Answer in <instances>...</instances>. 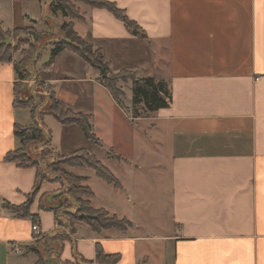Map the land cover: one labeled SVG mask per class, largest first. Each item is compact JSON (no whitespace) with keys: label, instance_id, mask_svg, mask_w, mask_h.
Masks as SVG:
<instances>
[{"label":"crops","instance_id":"crops-1","mask_svg":"<svg viewBox=\"0 0 264 264\" xmlns=\"http://www.w3.org/2000/svg\"><path fill=\"white\" fill-rule=\"evenodd\" d=\"M16 1L0 0L5 29L26 25L24 16L17 18ZM109 1L124 9L142 32L135 35L109 10L85 4H79L83 18L73 19V26L101 48L111 70L128 69L170 89L169 107L146 113L141 106L133 118L132 83L127 89L125 83L121 89L127 90L128 112L112 94L110 114L105 109L112 131L118 116L133 124L151 120L152 128L167 136L170 223L143 233L138 229L145 225L130 219L125 230L94 231L80 224L64 241L59 261H75L76 255L94 261L100 247L119 254L118 264H264V0ZM14 61L0 63V264H39L38 253L26 250L38 234L33 219L17 216L6 205L25 202L37 176L35 167L5 159L21 145L15 124L31 123L30 110L13 105L18 82ZM39 73L74 111L92 114L94 120L102 109L94 88L105 87L77 54L63 50ZM118 162L130 164L127 159ZM78 168L83 167L74 170ZM77 175L86 176L88 184L89 176ZM58 187L41 186L52 194ZM92 191L94 207L127 218L115 207L96 206L97 192ZM39 201L33 202L31 214L40 232L63 230Z\"/></svg>","mask_w":264,"mask_h":264},{"label":"trees","instance_id":"trees-1","mask_svg":"<svg viewBox=\"0 0 264 264\" xmlns=\"http://www.w3.org/2000/svg\"><path fill=\"white\" fill-rule=\"evenodd\" d=\"M79 4H85L93 8H105L112 12L119 18L126 27L135 35L142 32L139 25L130 19L124 9L119 8L114 2L109 0H51L49 3V10L54 18L60 16L61 21L59 28L63 32L59 38H51L48 42L49 58L43 62V68L50 66L55 58L63 50H69L77 54L87 65L99 74V81L107 88L112 94L115 101L123 106L121 97L123 91L118 85L120 80L132 83V102L136 108L138 104H142L143 108L147 111L153 112L160 108L169 107L172 102V95L168 85L163 81H155L152 77L138 76L134 71L121 70L116 74H112L109 68V62L105 59L101 48H94L93 45L83 39L78 32L74 29L73 19H82ZM20 33V35L18 34ZM42 34L37 33L30 28H14L12 30H4L0 20V63L11 62L14 55L21 49V46L27 45V50H22V58L19 61H14L15 71L18 77V83L25 82L29 77L33 76L32 65L35 60H39L40 52L42 49ZM35 73V72H34ZM36 79L40 80L39 75L35 73ZM20 81V82H19ZM13 103L15 108H23L30 110L31 123L28 126H20L15 124V134L20 139V147L7 153L5 159L10 162H15L17 166L22 168L35 167L37 176L32 190L27 193V199L20 205H13L6 202L12 210L15 211L19 217H31L33 223H37L36 215L31 214V206L35 201L37 194L41 189L42 183L47 180L53 183H59L60 188H64L68 184L69 188L64 192H68L74 196V202H69L70 199L58 200L49 197V202L44 203L41 200L40 208L53 212L55 224L58 228H63L53 234H36V240L40 237L57 239L59 241V248L57 254L54 256L47 251L45 257L39 249L33 246H26V250L36 251L39 255V264H70L71 262H60L59 255L63 248L64 241L69 238V233L76 232V228L80 224L89 225L94 231H101L102 229L120 228L127 229L132 223L127 218H119L117 215H111L104 208H96L92 204V197L94 193L86 183L87 177L77 175L72 171H67L64 165L72 167H88L94 170L95 174L116 187L120 186V181L105 166L94 154L90 153L86 148H77L68 156L59 155L56 160L47 161V159L55 157L56 154L52 148V138L49 131L44 129V117L46 114H51L59 123L64 126L78 127L85 138L94 146L102 147V140L95 134L93 125L92 114H85L82 112L74 111L65 101L57 98L56 94L51 90L47 95L50 99V110L47 113H42L37 110L35 106L34 97H21L17 95ZM34 87L39 86L42 88L44 85L41 82L34 83ZM137 111V109H135ZM40 145L41 149L38 151V157L33 156L32 152ZM37 153V152H36ZM107 155L117 160H122L121 155H117L113 148L107 150ZM40 160L46 162V169L51 170L52 175L46 174L47 171L43 170V165ZM76 184V185H75ZM76 186V188H75ZM64 192H60L64 194ZM71 192V194L69 193ZM87 194V198L83 199L80 194ZM67 197V196H66ZM76 197V199H75ZM55 201V202H54ZM62 205H61V204ZM75 203V209L71 211L67 209L64 211V216H60L58 211L60 207L70 206ZM61 205V206H60ZM67 216V219L65 217ZM66 219V221L63 220ZM49 242L48 245L49 246ZM120 259L119 254L105 253L100 247L97 248V254L94 261H88L76 255L77 264H118Z\"/></svg>","mask_w":264,"mask_h":264},{"label":"rangeland","instance_id":"rangeland-1","mask_svg":"<svg viewBox=\"0 0 264 264\" xmlns=\"http://www.w3.org/2000/svg\"><path fill=\"white\" fill-rule=\"evenodd\" d=\"M51 0H23L16 1L15 10L17 18L26 19V25L14 26L10 29H5L2 22V27L4 30H12L14 28H30L35 30L37 33L42 34V49L40 52L39 60L32 61L33 76L29 77L25 82L18 83L17 85V95L25 98L34 97L35 106L37 110L39 109L42 113L49 112L50 108V99L47 96L51 92V88L45 84L44 81L37 80L35 73H37L39 78H41L40 73L43 70V62L49 58V48L48 42L51 41V38H59L60 35H63V32L59 28L61 21L63 20L60 16L54 18L51 15L49 10V3ZM26 14V15H25ZM35 18H38L37 20ZM20 35V33H18ZM86 41V40H85ZM89 42V41H87ZM93 45L94 48L97 46ZM27 45L21 46V49L15 53V61H19L22 58V50H27ZM110 68V65H109ZM91 71L97 73L90 67ZM128 70V69H126ZM110 71L112 74H116L113 70ZM35 72V73H34ZM41 82L44 86L40 88L39 86L34 87V83ZM20 82V81H19ZM126 83V84H125ZM128 83V84H127ZM130 81L120 80L118 85L123 89L122 84H125L124 87L127 89L129 87ZM121 89V90H122ZM123 91V96L121 97L124 109L128 112L127 103H126V92ZM94 95L98 102H101L102 109L98 111V114L94 115V132L98 137L102 139V147L92 145L84 136L82 131L76 126H64L59 123L51 114H46L44 117V129L49 131L52 138V148L54 151L58 152L55 157L47 159V161L56 160L57 156L64 155L68 156L69 153L74 151L77 148H86L90 153L95 154L96 157L102 161L107 167L115 171L116 177L120 182L124 184V188L115 187L114 185L107 184L104 180L98 178L95 175L93 169L88 167L78 168L64 165L67 171H73L76 174H82L89 176L90 180L87 182L95 189L97 192V198L94 204L100 206V204H106L110 210H113L112 207H115L113 211H116L121 214H126L127 219L136 220L142 225H145L144 228L138 229L140 233H143L148 228L157 232V227L159 224H165L166 226L170 223V216L167 203L168 195V185H169V168L167 166V160L170 156V147L167 145V136L163 133H160L157 130L152 128L153 123L151 120H141L136 121L134 124L127 118L115 117V128L112 131L110 125L112 126L111 116L109 117L105 113V109L110 114L111 105L108 103L111 101V93L103 87H95ZM130 100V97L128 101ZM136 108H141L142 104L136 105ZM134 107V106H133ZM131 116L134 118L136 115L135 107L133 108ZM144 109V108H143ZM29 110V109H28ZM146 113H151L150 111L144 110ZM96 116V117H95ZM113 142H115V148L113 149L117 155H121L123 159H127L130 164L124 166L123 162H120L121 166H118V160L116 158H107V150L109 147H112ZM40 145L33 150V156L38 157V151H40ZM106 153V156H105ZM40 163L43 165L42 171H47L46 174L51 176V170L46 169V162L40 160ZM139 165V168H136V165ZM118 166V167H116ZM44 183L56 184L58 189L52 194L49 192H42V188L37 194L36 198L40 199L44 203H48L49 197L56 198L60 200L70 199L69 202H74V196L70 195L68 197V192H64L69 188L68 184H65L64 188H60L59 183H53L45 180ZM86 183V182H80ZM98 183H101L103 186L100 187ZM41 185V186H42ZM76 185V184H75ZM76 188V186H75ZM92 188V189H93ZM64 192L61 194L60 192ZM71 194V192H69ZM67 196V197H66ZM80 196L83 199L87 198V194L81 193ZM35 198V199H36ZM76 199V197H75ZM55 202V201H54ZM61 204V203H60ZM62 205V204H61ZM60 205V206H61ZM75 203H73L70 208L65 206L60 207L58 214L64 216V211L75 209ZM66 219L67 216L65 215ZM63 218L64 221H66ZM68 221V219H67ZM35 225V224H34ZM34 232V231H33ZM36 233V232H34ZM42 234V233H41ZM58 239V238H57ZM56 238L40 237L38 238L33 247H36L40 252L46 257L47 251L52 253V255L57 254L59 248V241ZM48 242L50 243L49 246ZM75 261H71L70 264H77Z\"/></svg>","mask_w":264,"mask_h":264},{"label":"built area","instance_id":"built-area-1","mask_svg":"<svg viewBox=\"0 0 264 264\" xmlns=\"http://www.w3.org/2000/svg\"><path fill=\"white\" fill-rule=\"evenodd\" d=\"M32 229H33L34 232H36L38 234H41L40 228H39V226L37 224L33 225Z\"/></svg>","mask_w":264,"mask_h":264}]
</instances>
